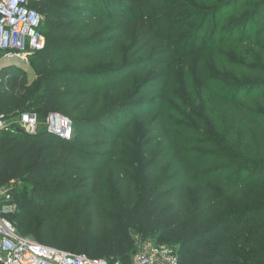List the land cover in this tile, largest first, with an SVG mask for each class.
Masks as SVG:
<instances>
[{"label": "trees", "instance_id": "obj_1", "mask_svg": "<svg viewBox=\"0 0 264 264\" xmlns=\"http://www.w3.org/2000/svg\"><path fill=\"white\" fill-rule=\"evenodd\" d=\"M30 8L45 47L32 83L0 70V116L56 113L72 133H0L16 232L121 264L138 240L179 264H264V0Z\"/></svg>", "mask_w": 264, "mask_h": 264}, {"label": "built area", "instance_id": "obj_2", "mask_svg": "<svg viewBox=\"0 0 264 264\" xmlns=\"http://www.w3.org/2000/svg\"><path fill=\"white\" fill-rule=\"evenodd\" d=\"M40 0H0V59L14 60L45 47L41 34V16L30 8ZM44 131L63 140L72 133L71 121L59 114H49L43 123L31 113H20L15 118L0 116V133H15L17 129L28 136ZM16 210L13 197L7 189H0V264H121L105 259H92L43 246L20 236L6 219ZM137 248L128 264H179V258L171 247L151 241H137Z\"/></svg>", "mask_w": 264, "mask_h": 264}, {"label": "rangeland", "instance_id": "obj_3", "mask_svg": "<svg viewBox=\"0 0 264 264\" xmlns=\"http://www.w3.org/2000/svg\"><path fill=\"white\" fill-rule=\"evenodd\" d=\"M34 59H35V54L28 53L24 55L23 58H15L14 60H10L8 64H4V63L1 64L0 67L1 69L2 67H13V68L15 67L16 69H18L19 71L23 73L24 78L27 79L28 83H32L34 80V73L31 68V64L34 61ZM240 93L241 95H247L250 92L240 91ZM39 130L44 131L42 126L39 128ZM144 131H145L144 119L140 120L139 122L134 123L133 127L131 128L133 142H135V140L137 141L140 138V136L144 133Z\"/></svg>", "mask_w": 264, "mask_h": 264}, {"label": "crops", "instance_id": "obj_4", "mask_svg": "<svg viewBox=\"0 0 264 264\" xmlns=\"http://www.w3.org/2000/svg\"><path fill=\"white\" fill-rule=\"evenodd\" d=\"M8 62H9L8 60L1 59V60H0V65L3 64V63H4V64H8ZM2 68H4V67H2ZM0 70H1V67H0Z\"/></svg>", "mask_w": 264, "mask_h": 264}]
</instances>
